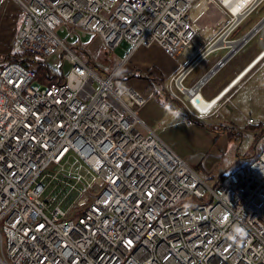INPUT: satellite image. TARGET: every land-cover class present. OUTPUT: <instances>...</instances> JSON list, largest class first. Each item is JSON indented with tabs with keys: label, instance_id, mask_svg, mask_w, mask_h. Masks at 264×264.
I'll return each instance as SVG.
<instances>
[{
	"label": "built area",
	"instance_id": "obj_1",
	"mask_svg": "<svg viewBox=\"0 0 264 264\" xmlns=\"http://www.w3.org/2000/svg\"><path fill=\"white\" fill-rule=\"evenodd\" d=\"M13 1L19 50L60 59L62 80L40 85L15 61L0 69V264H264V149L210 185L137 116L146 98L120 74L140 48L182 55L170 94L191 119L206 115L214 107L196 106L226 54L208 57L232 58L256 36L233 38L264 0H209L223 18L206 40L191 19L200 0ZM87 32L107 50L130 46L113 72L98 75L68 44Z\"/></svg>",
	"mask_w": 264,
	"mask_h": 264
},
{
	"label": "rangeland",
	"instance_id": "obj_2",
	"mask_svg": "<svg viewBox=\"0 0 264 264\" xmlns=\"http://www.w3.org/2000/svg\"><path fill=\"white\" fill-rule=\"evenodd\" d=\"M193 10L191 19L192 15L198 19L196 10L194 12ZM220 12L218 9L217 13ZM221 16L223 17L222 13ZM262 18H264V2L242 23L233 38L247 34ZM204 23L209 25L207 22ZM216 28L217 26L210 28L208 36L215 35L219 27ZM214 29H216L215 32ZM60 36L63 37V34ZM254 37L249 45L259 44L260 37L262 43L264 29H259ZM68 44L72 48L78 46L76 52L100 76L113 72L129 52L125 43L115 50H107L101 39L92 32H87V37L80 41L78 38L69 40ZM14 48L15 52L19 51L17 44ZM226 52V50L213 52L208 57L209 64L215 62V58L224 56ZM242 53L244 52H239L228 61L209 80L202 92L205 100L215 98L226 84L232 82L237 72L242 70L245 72L247 67L259 59L258 56L245 59L241 56ZM59 60L53 58L44 62L52 70L59 71L61 65ZM67 71L68 66L63 64L64 74ZM199 71V68L193 71L186 83L191 82ZM164 83L161 89L165 90L166 98L172 100L170 108L165 105V95L158 87V93L162 98L151 95L136 111L137 116L207 183L215 184L222 175L248 163L262 151L264 147V61L260 62L256 69L239 82L232 91L219 99V103L209 113L192 119L188 116L183 104L173 99L169 91V81ZM250 119L254 123L250 124L248 122ZM140 130L144 132L143 129L140 128ZM62 208L65 209L67 206L64 205ZM70 209L74 211L73 213L76 212V207L71 206Z\"/></svg>",
	"mask_w": 264,
	"mask_h": 264
},
{
	"label": "crops",
	"instance_id": "obj_3",
	"mask_svg": "<svg viewBox=\"0 0 264 264\" xmlns=\"http://www.w3.org/2000/svg\"><path fill=\"white\" fill-rule=\"evenodd\" d=\"M194 11L197 13L198 19L195 18L194 15H192V20L194 23L193 25L195 29L202 35V38L206 40L207 38L211 37L208 36V33L210 32L209 29L210 28L213 29V27H216L219 23V20L223 18L221 16V12L217 13L218 11L217 7L215 5H212L209 2V0L199 1L194 7L193 12ZM22 18H23V12L20 9V7L15 3V1L0 0V61H2L3 58L7 57L8 55L15 53V48H14V45L16 44L15 39L20 30ZM204 22L209 23V25L208 24L205 25ZM218 27L219 26H217V28ZM216 29H214V32L216 31ZM238 37L240 36L238 35ZM252 40L249 41L239 51V52H244L241 54V56H243L245 59H249L252 56L257 57L263 50L264 39L262 43L259 40V44L249 45V43L252 42ZM122 44L123 43H121L120 45ZM126 46L130 50V46L128 44H126ZM237 54L235 56H237ZM127 55L125 56V58L127 57ZM232 58H230V60ZM215 59L217 60L218 58ZM262 61H264V57L260 59L259 62L255 64L253 69L249 73H247V75L244 78H242V80L238 81L235 84V86L239 82L243 81L251 72H253L256 69V67L259 65V63ZM186 62H187L186 58L182 55L177 58H172L166 55L161 48L157 46H151L148 48H140L137 51H135L131 56H129L128 60L121 68L120 74L123 78H125V81L129 86L138 90L147 99L151 95L155 96L154 87L152 86L150 87L149 85V82L152 81L150 79H153L154 81H164V82L169 81V79L186 64ZM1 67H2V63H0V69ZM200 72H198L195 77H198L200 75ZM242 72L243 70L237 72L235 76L232 78V82ZM230 83L231 81L228 84H226L222 89L227 87V85H229ZM235 86H233V88ZM232 89L230 91H232ZM170 106L171 104H167L168 108H170Z\"/></svg>",
	"mask_w": 264,
	"mask_h": 264
},
{
	"label": "trees",
	"instance_id": "obj_4",
	"mask_svg": "<svg viewBox=\"0 0 264 264\" xmlns=\"http://www.w3.org/2000/svg\"><path fill=\"white\" fill-rule=\"evenodd\" d=\"M73 49L76 52V49H78V46L73 47ZM10 61L19 62L22 65H24L26 68H28L29 70L33 71L35 73V80L40 85L48 86V85H51L52 83H57L62 80L61 75L59 73L52 70L44 62L43 59H41L39 56H36L34 54H28L26 52L19 50L15 52L14 54L8 55L7 57L3 58V60L0 61V63H2V66H3L4 63L10 62ZM150 80H152L149 82L150 87L151 86L154 87L155 96L160 98V95L158 92H159V88L161 89V87L164 86L165 84L164 81H154L153 79H150ZM161 92L165 95V100H164L165 105L170 104L172 100H169V98L168 99L166 98L167 95L166 93H164L165 90L161 89ZM224 177L225 175H222L219 178V180L223 179Z\"/></svg>",
	"mask_w": 264,
	"mask_h": 264
},
{
	"label": "bare ground",
	"instance_id": "obj_5",
	"mask_svg": "<svg viewBox=\"0 0 264 264\" xmlns=\"http://www.w3.org/2000/svg\"><path fill=\"white\" fill-rule=\"evenodd\" d=\"M210 2V1H209ZM217 7V6H216ZM218 8V7H217ZM219 9V8H218ZM220 10V9H219ZM221 11V10H220ZM259 29H264V23H262L261 24V26H258V28L253 32V34H255V33H257L258 31H259ZM263 34V33H262ZM222 41V39L220 40V42ZM237 45H239V42H237L236 43V45L235 46H237ZM264 51V48H263V50L261 51V52H263ZM264 57V53H263V55H262V57L260 58V59H262ZM259 59V60H260ZM259 60H257L249 69H248V71L245 73V72H243L242 73V75L239 77V79H238V81H240V80H242V78H244L246 75H247V73H249L252 69H253V67L255 66V64H257V62H259ZM251 64V63H250ZM237 81V82H238ZM236 82V83H237ZM232 83V82H231ZM230 83V84H231ZM235 83V84H236ZM229 84V85H230ZM235 84L233 85V86H235ZM228 86V85H227ZM232 85H230L228 88H227V90H226V94L233 88V86L231 87ZM220 96H216L215 98H213V99H211V100H205L203 97H201V99H202V101H201V103L199 104V105H197L196 107H197V109H200L201 111L202 110H204V109H207V110H209V109H211V108H213V107H215L216 106V104L220 101L219 99H222V98H219Z\"/></svg>",
	"mask_w": 264,
	"mask_h": 264
},
{
	"label": "water",
	"instance_id": "obj_6",
	"mask_svg": "<svg viewBox=\"0 0 264 264\" xmlns=\"http://www.w3.org/2000/svg\"><path fill=\"white\" fill-rule=\"evenodd\" d=\"M257 26H258V25H257ZM256 28H257V27H254V28L252 29V31H250V33H248L246 36L251 35V34L256 30ZM263 48H264V47H263ZM234 52H235V49H233V50L229 51L228 53H226V55L221 59V61L219 62V64H218L216 67H214V70H217V68H218L219 65H222V64L227 63L228 60H229V58H230V56H231Z\"/></svg>",
	"mask_w": 264,
	"mask_h": 264
},
{
	"label": "clouds",
	"instance_id": "obj_7",
	"mask_svg": "<svg viewBox=\"0 0 264 264\" xmlns=\"http://www.w3.org/2000/svg\"><path fill=\"white\" fill-rule=\"evenodd\" d=\"M247 71H248V70H246V71H245V73H246ZM238 79H239V78H238ZM238 79H237V80H235L234 82H232V84H231V85L233 86V85H234V84H235V83L238 81ZM232 86H231V87H232ZM219 98H221V97H219Z\"/></svg>",
	"mask_w": 264,
	"mask_h": 264
},
{
	"label": "snow or ice",
	"instance_id": "obj_8",
	"mask_svg": "<svg viewBox=\"0 0 264 264\" xmlns=\"http://www.w3.org/2000/svg\"><path fill=\"white\" fill-rule=\"evenodd\" d=\"M130 243V242H129Z\"/></svg>",
	"mask_w": 264,
	"mask_h": 264
}]
</instances>
